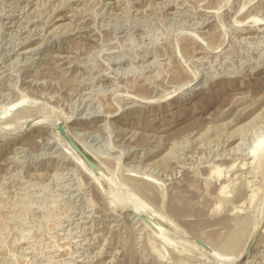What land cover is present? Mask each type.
I'll return each mask as SVG.
<instances>
[{
    "label": "rangeland",
    "instance_id": "374dc122",
    "mask_svg": "<svg viewBox=\"0 0 264 264\" xmlns=\"http://www.w3.org/2000/svg\"><path fill=\"white\" fill-rule=\"evenodd\" d=\"M262 22L264 0H0V264H216L255 231L264 264Z\"/></svg>",
    "mask_w": 264,
    "mask_h": 264
},
{
    "label": "bare ground",
    "instance_id": "6f19581e",
    "mask_svg": "<svg viewBox=\"0 0 264 264\" xmlns=\"http://www.w3.org/2000/svg\"><path fill=\"white\" fill-rule=\"evenodd\" d=\"M29 2V1H28ZM228 2V1H227ZM222 10V9H221ZM252 16V15H251ZM62 20V19H61ZM58 24V23H57ZM59 25V24H58ZM63 25V24H62ZM262 25L264 26V22H262ZM54 27V26H53ZM56 27V26H55ZM184 84V83H183ZM185 85H187L188 87H189V85L190 84H184V86ZM177 87V86H176ZM161 94V93H160ZM151 97V96H150ZM152 98V97H151ZM147 99V98H146ZM154 102V101H153ZM17 104V103H16ZM23 105V104H22ZM13 106V105H12ZM14 106H16L15 104H14ZM19 107V106H18ZM11 108H13V107H11ZM15 108H17V107H15ZM15 108H13V109H15ZM62 117H58L56 120H55V123H56V125L58 126V124L61 122L60 120H62V119H64L65 121V129H66V134H67V136L68 137H70L77 145H79L81 148H82V150L85 152V154L87 155V156H89V158L97 165V167H98V169H97V171H94V170H92L91 168H90V166H88L85 162H84V160L80 157V155L71 147V146H69L68 145V143L66 142V140L64 139V137L63 136H61L60 134H59V139H58V137H56V135H55V137H56V139H58V141H60L61 140V142H63L62 143V145L64 144V146L66 147V150L69 152V157H67V158H70V156H71V159L73 158L74 160H75V162L76 163H78L79 165H83L84 167H85V170H84V172H85V175L89 178V179H95V180H97V182L98 183H102V181H103V173H102V171H103V169L101 168V166H100V164H98L97 162H98V160L97 159H94V156H95V153H96V148H95V146L93 145V144H91V142H86V144H85V141H83L82 139H84L85 137H87L86 135L83 137L82 135L83 134H81V132L78 130V129H74V128H69L68 127V121H70V120H68L69 118H62ZM134 120V119H133ZM133 120H130V119H128V118H126V119H124L122 122L125 124V125H127L128 123L130 124V123H134V121ZM63 122V121H62ZM63 122V123H64ZM35 123V122H34ZM54 123V124H55ZM63 123H60L62 126H63V128H64V124ZM30 124V123H29ZM59 124V125H60ZM26 126V125H25ZM27 127V126H26ZM25 127V128H26ZM31 128V127H30ZM64 129V130H65ZM23 130V129H22ZM136 133V132H135ZM58 135V134H57ZM82 136V137H81ZM87 139H88V137H87ZM60 142V143H61ZM25 144V143H24ZM52 144V143H51ZM61 145V146H62ZM63 146V147H64ZM62 147H60V149H61ZM98 149V148H97ZM66 151V152H67ZM121 151H123V150H121ZM126 151V150H125ZM125 151H124V153H121V156H120V159H123V157L125 156ZM67 152V153H68ZM66 153V154H67ZM250 154L251 155H253L254 156V158H256V159H262V157L264 156V137L263 138H261L256 144H255V146L252 148V150H251V152H250ZM27 155V154H26ZM96 157V156H95ZM119 159V160H120ZM73 160V161H74ZM139 161V160H138ZM124 166V165H123ZM142 175V174H141ZM146 176V175H145ZM136 177V176H135ZM138 177V176H137ZM143 177V176H142ZM141 177V179L144 181V183H146V184H154V183H156L154 180H152V179H150V178H142ZM139 179V178H138ZM94 180V181H95ZM115 184V183H114ZM97 185V184H96ZM156 185V184H155ZM100 186V185H99ZM145 187V186H144ZM115 189V188H114ZM224 189L225 188H223V190L222 191H224ZM116 192V191H115ZM114 192V193H115ZM222 194V193H221ZM116 197H117V199H122V200H124V201H126V202H131L132 201V199L130 198V197H124L120 192H118L117 194H116ZM115 200V199H114ZM131 205H132V213H130L129 215H128V218L129 219H131L132 220V222L134 221L135 222V224L137 225V227L139 226V227H141V228H143V229H141V230H148V231H151L153 234H155L156 236H160V238L162 237L163 239H165V242H167V244H168V246L169 247H173L174 246V243L173 242H171V241H173V240H170L169 239V237L168 236H166L167 234H166V230H165V228L161 225V224H159V223H157L155 220H153L152 218H149L147 215H146V211L145 210H143V209H148V207H146L145 205H143V203H142V205H141V203H138V201L137 202H135V201H133V202H131L130 203ZM173 206V205H172ZM143 208V209H142ZM146 209V210H147ZM150 209V208H149ZM150 211H151V209H150ZM157 213V212H156ZM160 213V212H159ZM158 213V214H159ZM264 213V212H263ZM157 214V215H158ZM162 215V214H161ZM118 218V217H117ZM142 218H145V219H147L148 220V222H144V220L142 219ZM259 219V218H258ZM125 221L126 220V217H124V218H122V219H119L117 222L118 223H120V222H122V221ZM165 222V221H164ZM140 224V225H139ZM255 226V225H254ZM263 228H264V226H263ZM259 229V228H258ZM260 230V229H259ZM148 231H146V232H148ZM255 231V230H254ZM258 231V230H257ZM142 233V232H141ZM150 232H148V234H149ZM262 233H263V231H262ZM152 234V235H153ZM165 234V235H164ZM252 236H250L251 237V239L249 240V241H247L248 243L246 244V247L243 249V251L242 252H240V254L238 255V256H236V258L235 259H233V260H229V261H226V262H221V263H219L220 261H218V263H216V264H250V263H252L253 261H251L250 259H252V258H256V256H255V249H253L254 251H252V252H250L249 251V244H250V242L253 240V238L255 239V235H256V231L255 232H253L252 234H251ZM262 235V234H261ZM257 237V236H256ZM156 238V237H155ZM157 239H159V237H157ZM162 240V239H161ZM244 246H245V244H244ZM170 248H168V250H169ZM174 250V249H173ZM172 250V251H173ZM212 251V250H211ZM169 252V251H168ZM182 252V251H181ZM249 252V253H248ZM180 253V252H179ZM183 253V252H182ZM211 253V252H210ZM212 254V253H211ZM215 261H216V259H215ZM200 262V261H199ZM197 263V264H200V263H202V262H200V263ZM217 262V261H216ZM168 263V262H167ZM203 264V263H202Z\"/></svg>",
    "mask_w": 264,
    "mask_h": 264
},
{
    "label": "water",
    "instance_id": "95a60500",
    "mask_svg": "<svg viewBox=\"0 0 264 264\" xmlns=\"http://www.w3.org/2000/svg\"><path fill=\"white\" fill-rule=\"evenodd\" d=\"M59 132L60 134L65 138V140L68 142V144L80 155V157L84 160V162L90 166V168L94 171H97L98 167L97 165L85 154V152L82 150V148L77 145L70 137L67 136L63 126L59 125ZM144 222H148L147 219L142 218ZM149 223V222H148Z\"/></svg>",
    "mask_w": 264,
    "mask_h": 264
}]
</instances>
